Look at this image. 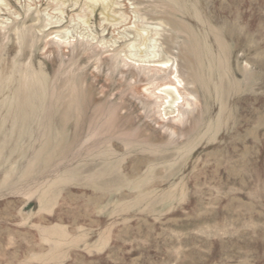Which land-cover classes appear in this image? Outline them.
<instances>
[{"label":"rangeland","instance_id":"rangeland-1","mask_svg":"<svg viewBox=\"0 0 264 264\" xmlns=\"http://www.w3.org/2000/svg\"><path fill=\"white\" fill-rule=\"evenodd\" d=\"M63 1L0 2V264H264V0Z\"/></svg>","mask_w":264,"mask_h":264},{"label":"bare ground","instance_id":"bare-ground-1","mask_svg":"<svg viewBox=\"0 0 264 264\" xmlns=\"http://www.w3.org/2000/svg\"><path fill=\"white\" fill-rule=\"evenodd\" d=\"M100 1H102V3H104L107 0H89V2L91 3L92 7H94ZM0 2H1V0H0ZM61 2L63 4L64 1L61 0ZM74 2L76 4L77 1L74 0ZM115 5H116V2H114V1H112L110 3V7L115 6ZM104 6L105 5H103V7ZM153 40L154 39H152V41ZM60 43H64V42H60ZM153 49H154V47H153ZM144 58H143V60H141V62H143V63L137 64V65L133 64V67L138 72L144 73L145 74L144 77H148V75H150L152 77H157V76H160V75H164L165 76L164 79L166 80V82L163 85H161V86L154 87V89L152 90V92H150V94L148 96H149V100L152 101L151 104L153 103L155 108L158 109V112L160 113V116H162L161 112H163V116L160 119H157L158 123L160 125H163V126H167V127H171V128L173 127L175 129L176 128V123H177L178 119L181 117L182 113L183 112L184 113L189 112L188 110L190 109V107L192 105L191 101L193 100L194 96L191 95L190 93H188L186 91V89L181 85V82L177 78L176 70L175 69H170L171 68V64H169L170 61L168 59H159L155 49L149 54V56H145ZM147 79H149V78H147ZM84 111L82 112L81 116L75 122L72 123L73 124V132H72L73 136H71L70 138H66V140L64 141V146L68 147V145L70 146V145L78 142L79 139L81 138V136L83 135V133L85 132L87 118H84V115L86 116L87 114H86V111L85 112ZM154 115H153V117H154ZM52 117H53V115H52ZM119 121H120V119H119ZM124 121H122V122H124ZM51 123H53V122H51ZM51 123L46 125V128L49 131L52 130V124ZM60 124H61V127L62 126L64 127L67 124V122L63 121ZM93 125L95 126V128L98 129L97 131L99 133V138H96L95 140H93L92 143H96V142L99 143V142H102V141H110L112 146L116 147V148L119 147V145H121V143H124L125 140H123L122 138L114 137L113 136L114 131L108 129L106 126H103V124H100V123L97 124L96 122L95 123L93 122L92 126ZM147 125H148V123H147ZM177 126H178V124H177ZM55 130H56V128H55ZM153 131L155 133H157V134L159 133L156 128H153ZM103 132L107 133V135L106 136H102ZM128 142H129V140H128ZM149 144H151V143L149 142ZM139 158L140 159H138L139 160L138 162H140V161L143 162V161H145V160H147V159H149L151 157L142 155ZM92 164L93 163H91L89 165H81L79 167V169L77 170V176L81 178V175L83 173H85V172H89L90 173L91 171H94V170H92V168H93ZM138 169H139V164L137 166H135V171H137ZM95 175L96 174L92 173L91 177H93ZM106 176H108V178H109V176H110L109 172H107Z\"/></svg>","mask_w":264,"mask_h":264}]
</instances>
